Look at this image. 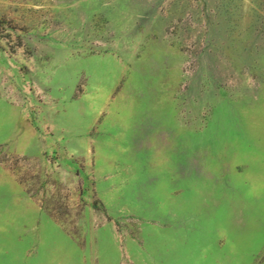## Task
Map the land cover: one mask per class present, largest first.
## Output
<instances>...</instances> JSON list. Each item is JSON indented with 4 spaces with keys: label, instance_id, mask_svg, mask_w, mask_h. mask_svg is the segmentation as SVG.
Masks as SVG:
<instances>
[{
    "label": "rangeland",
    "instance_id": "obj_1",
    "mask_svg": "<svg viewBox=\"0 0 264 264\" xmlns=\"http://www.w3.org/2000/svg\"><path fill=\"white\" fill-rule=\"evenodd\" d=\"M0 264H264V0H0Z\"/></svg>",
    "mask_w": 264,
    "mask_h": 264
}]
</instances>
